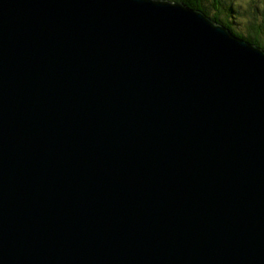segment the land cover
Listing matches in <instances>:
<instances>
[{"label":"water","instance_id":"water-1","mask_svg":"<svg viewBox=\"0 0 264 264\" xmlns=\"http://www.w3.org/2000/svg\"><path fill=\"white\" fill-rule=\"evenodd\" d=\"M184 6L0 0V264H264V49Z\"/></svg>","mask_w":264,"mask_h":264},{"label":"trees","instance_id":"trees-1","mask_svg":"<svg viewBox=\"0 0 264 264\" xmlns=\"http://www.w3.org/2000/svg\"><path fill=\"white\" fill-rule=\"evenodd\" d=\"M217 23L264 49V0H182Z\"/></svg>","mask_w":264,"mask_h":264},{"label":"rangeland","instance_id":"rangeland-1","mask_svg":"<svg viewBox=\"0 0 264 264\" xmlns=\"http://www.w3.org/2000/svg\"><path fill=\"white\" fill-rule=\"evenodd\" d=\"M164 1H166V2H168V3H170V4H180L182 7H184V8H186L184 5H187L184 1H182V0H164ZM187 6H189V5H187ZM190 7V6H189ZM263 7H264V5H263ZM190 8H192V7H190ZM192 9H195L194 10V12H198V13H202V15H203V13H204V15H205V12H203V11H201V10H198V9H196V8H192ZM252 45H254V44H252ZM255 46V45H254Z\"/></svg>","mask_w":264,"mask_h":264},{"label":"bare ground","instance_id":"bare-ground-1","mask_svg":"<svg viewBox=\"0 0 264 264\" xmlns=\"http://www.w3.org/2000/svg\"><path fill=\"white\" fill-rule=\"evenodd\" d=\"M206 15V14H205ZM207 16V15H206ZM208 17V16H207ZM209 18V17H208ZM210 19V18H209ZM214 22V21H213ZM222 25V24H221Z\"/></svg>","mask_w":264,"mask_h":264}]
</instances>
